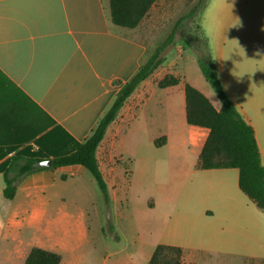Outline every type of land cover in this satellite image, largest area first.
<instances>
[{"label":"crops","instance_id":"0c3cea01","mask_svg":"<svg viewBox=\"0 0 264 264\" xmlns=\"http://www.w3.org/2000/svg\"><path fill=\"white\" fill-rule=\"evenodd\" d=\"M196 22L225 95L254 131L264 165V61L256 67L261 55L254 54L255 47L264 50V37L257 30L264 32V0H227L223 7L208 0ZM151 53L140 25L127 29L112 24L108 0H0V151L15 149L0 163L25 147L36 151L34 142L50 131L68 146L70 140L81 144ZM253 56V74L246 81L241 65ZM148 78L126 100L96 150L106 185L118 179L117 140L144 106L148 115L168 123L156 137H165L166 144L171 137H183L188 148L198 151L197 159L208 135L207 129L186 124L181 88L183 100L180 96L176 106L173 94L180 84L161 89L164 97L151 100L154 87ZM181 79L187 83L182 73ZM187 84L207 96L205 85ZM211 104L220 108L219 101ZM174 114L180 120L178 133ZM40 163L17 179L11 200L2 196L0 174V264H24L32 248L56 253L60 264H66L61 254L72 247L71 241L88 239L86 211L77 206L75 212L68 211L64 192L69 180H80L88 172L77 164L52 168ZM240 207L253 212L252 220L264 227V211L249 208L247 201H237L239 214ZM259 253L251 259L259 261Z\"/></svg>","mask_w":264,"mask_h":264},{"label":"rangeland","instance_id":"374dc122","mask_svg":"<svg viewBox=\"0 0 264 264\" xmlns=\"http://www.w3.org/2000/svg\"><path fill=\"white\" fill-rule=\"evenodd\" d=\"M196 2L156 1L139 24L151 52ZM196 23L195 17L186 21L183 29L194 35ZM257 30L264 37L261 28ZM254 50L256 56L261 55L255 65L259 67L264 61V50ZM254 62L253 56L241 65L246 81L253 74ZM181 73L187 83L205 85L206 97L213 104L218 102L215 92L204 81L193 52L181 43L166 49L164 62L148 78L149 85L154 87L151 100L164 97L163 90L156 86L158 80L174 75L180 80L177 93L173 94L178 107V99L183 95L179 89L183 91L185 83ZM146 108L117 140L115 152L121 156L116 159L118 179L113 185L107 184V208L89 174L64 185L67 210L75 212L76 206L84 209L89 229L88 239L72 240V247L61 254L66 264H148L159 244L181 247V264H264V227L258 219L252 220L255 215L250 216L253 212L246 207H240V214L236 208L237 201H247L248 207L255 209L238 188L237 170L197 169L198 151L188 148L183 137H171L168 144L156 147L154 141L163 137L156 136L168 123L160 116L148 115ZM173 121L178 133L180 120L175 114ZM110 140L111 137L108 144ZM109 181H114L113 174ZM207 211L210 214L204 215V219L202 215ZM256 252H260L259 261L250 257Z\"/></svg>","mask_w":264,"mask_h":264},{"label":"trees","instance_id":"16d2710c","mask_svg":"<svg viewBox=\"0 0 264 264\" xmlns=\"http://www.w3.org/2000/svg\"><path fill=\"white\" fill-rule=\"evenodd\" d=\"M110 19L113 25L134 29L147 16L157 0H108ZM208 0H197L186 13L177 19L169 34L161 41L116 94L111 106L98 121L88 138L81 144L70 140L68 146L64 140L55 136L54 131L46 133L34 144L36 151L25 147L0 163V174L4 187L2 196L6 200L14 198L18 178L38 168L40 162L51 160L52 168L81 165L93 178L103 203H109L108 188L100 172L96 150L104 138L108 126L116 119L120 109L137 87L164 62L167 48L181 43L193 52L198 69L204 81L215 92L220 103L216 110L209 100L197 89L183 83L185 100V121L189 126L204 128L208 135L198 155L196 168L236 169L239 190L260 211H264V165L254 137V131L240 116L235 106L225 95L219 82L214 61L211 57L207 40L200 26L196 23L194 35L183 28L186 21L197 18ZM180 84L174 75H165L157 82L158 89L174 87ZM165 137L154 141L156 147L165 144ZM9 149L0 151V160L14 152ZM183 250L180 247L159 244L154 248L148 264H181ZM60 255L39 248H32L24 264H60Z\"/></svg>","mask_w":264,"mask_h":264},{"label":"water","instance_id":"95a60500","mask_svg":"<svg viewBox=\"0 0 264 264\" xmlns=\"http://www.w3.org/2000/svg\"><path fill=\"white\" fill-rule=\"evenodd\" d=\"M40 165L42 166H51V161L50 160H46L40 163Z\"/></svg>","mask_w":264,"mask_h":264},{"label":"clouds","instance_id":"9594fccd","mask_svg":"<svg viewBox=\"0 0 264 264\" xmlns=\"http://www.w3.org/2000/svg\"><path fill=\"white\" fill-rule=\"evenodd\" d=\"M218 3L221 5V7H223V5L227 3V0H218Z\"/></svg>","mask_w":264,"mask_h":264}]
</instances>
